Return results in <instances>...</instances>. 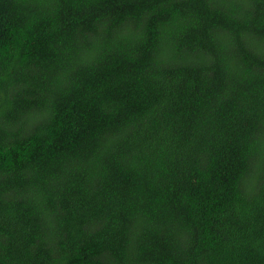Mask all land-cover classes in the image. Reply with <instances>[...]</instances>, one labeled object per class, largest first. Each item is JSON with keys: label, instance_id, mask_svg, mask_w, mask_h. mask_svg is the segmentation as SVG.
Returning <instances> with one entry per match:
<instances>
[{"label": "trees", "instance_id": "1", "mask_svg": "<svg viewBox=\"0 0 264 264\" xmlns=\"http://www.w3.org/2000/svg\"><path fill=\"white\" fill-rule=\"evenodd\" d=\"M0 264H264V0H0Z\"/></svg>", "mask_w": 264, "mask_h": 264}]
</instances>
